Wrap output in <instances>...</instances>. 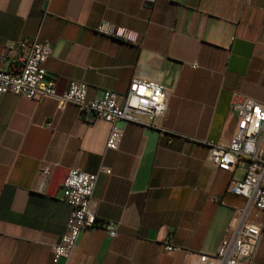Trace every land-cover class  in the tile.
<instances>
[{
  "label": "crops",
  "instance_id": "1",
  "mask_svg": "<svg viewBox=\"0 0 264 264\" xmlns=\"http://www.w3.org/2000/svg\"><path fill=\"white\" fill-rule=\"evenodd\" d=\"M103 21L139 40L97 32ZM23 37L51 45L44 67L57 91L77 81L90 99L124 94L136 78L163 85L166 109L151 126L121 122L111 150L109 124L73 104L0 95V264H52L71 212L62 199L71 168L110 169L93 202L117 235L82 231L66 264H190L215 253L246 206L227 191L244 167L216 169L208 143L231 142L233 102L264 101V0H0V54ZM17 65L14 50L0 61ZM247 220L262 225L264 213L252 208ZM166 240L180 250H165ZM252 261L264 264V231Z\"/></svg>",
  "mask_w": 264,
  "mask_h": 264
},
{
  "label": "built area",
  "instance_id": "2",
  "mask_svg": "<svg viewBox=\"0 0 264 264\" xmlns=\"http://www.w3.org/2000/svg\"><path fill=\"white\" fill-rule=\"evenodd\" d=\"M96 31L130 43L139 40L135 31L113 27L107 21L98 25ZM9 50L15 51L18 65L17 68H0V95L11 93L36 102L53 99L60 110L73 104L80 113H91L109 124L107 149H118L122 139L121 122L151 126L154 119L165 112V90L160 83L134 78L124 94L105 90L100 97L90 99L87 85L82 82L71 81L66 90L57 91L44 67L52 52L49 43L41 42L37 37L8 42L0 54L1 62H5ZM231 110L237 115L231 142L228 145L208 143V155L213 166L221 171L232 172L239 163L244 167L243 178L230 181L227 191L245 199L246 206L223 235L215 253H197L190 264H238L244 260L246 264H252L253 253L264 231V223L258 225L247 220L252 208L264 213V101L244 98L233 102ZM140 116L146 121L140 120ZM40 172L47 176L50 168L44 166ZM99 173L110 174L111 171L105 167L95 173L77 168L68 171L62 184V199L71 207V212L60 242L51 249L52 264H66L82 231L101 227L110 237L117 235L113 223L98 220L95 212L93 192ZM215 200L223 203L219 198ZM163 247L167 251L180 250L168 240Z\"/></svg>",
  "mask_w": 264,
  "mask_h": 264
}]
</instances>
